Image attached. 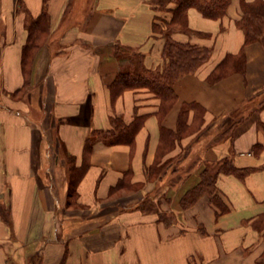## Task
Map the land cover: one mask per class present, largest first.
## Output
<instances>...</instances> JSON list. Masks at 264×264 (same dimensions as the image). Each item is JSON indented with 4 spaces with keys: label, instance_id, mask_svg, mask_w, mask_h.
<instances>
[{
    "label": "crops",
    "instance_id": "0c3cea01",
    "mask_svg": "<svg viewBox=\"0 0 264 264\" xmlns=\"http://www.w3.org/2000/svg\"><path fill=\"white\" fill-rule=\"evenodd\" d=\"M241 1L230 0L220 19L190 7V31L172 33L210 54L174 83L178 100L163 124L175 129L181 103L195 101L206 109V130L176 144L167 158L184 152L190 158L182 156L185 162L158 181L146 170L159 142V99L145 88L111 99L108 84L130 68L131 52L140 53L149 69L162 65L164 39L151 25L169 20L173 4L157 9L150 0H47L49 34L22 91L26 30L44 2L0 0V264H264V149L256 154L252 148L264 141V107L246 110L248 99L264 88V33L243 46L235 23ZM118 47L129 51L118 53ZM242 48L244 74L208 84L220 60ZM135 115L144 120L132 145L93 141L72 201L68 157L79 166L91 131L109 129L111 117L129 123ZM225 157L255 168L243 178L218 176L226 210L218 212L207 194L182 209L178 200L205 164ZM127 171L141 187L111 191ZM157 186L152 199H161L159 206L141 209Z\"/></svg>",
    "mask_w": 264,
    "mask_h": 264
},
{
    "label": "trees",
    "instance_id": "16d2710c",
    "mask_svg": "<svg viewBox=\"0 0 264 264\" xmlns=\"http://www.w3.org/2000/svg\"><path fill=\"white\" fill-rule=\"evenodd\" d=\"M152 5L157 9H163L168 3L173 4L171 9V17L169 20L159 25L158 22H153V32L161 34L164 43L161 50L163 58L162 65L157 69H149L142 64V55L137 52L129 54L130 68L125 71L118 72L114 79L108 84V91L111 99L116 98L124 90H134L138 88L148 89L155 97L159 99V104L156 112L160 135L156 149L155 160L150 167L147 168V177L150 180H158L169 158L167 155L171 150H174L176 144L183 138L191 135L200 134L205 129V111L206 109L199 103L182 102L180 110L176 118L175 129L164 126L163 120L171 108L178 100L177 94L173 85L184 74L196 72V69L208 59L210 49L208 47L191 44L188 42H179L172 38V33L175 31H190L187 23V10L194 7L204 17L211 19H220L226 14L230 0H150ZM41 13L30 18L27 26V38L23 43L21 64L25 80L21 88L24 91L28 87V73L30 72L31 64L34 60V55L44 45L49 34V15L47 12V0H43ZM241 17L235 23L242 30L244 41L243 46L251 42L260 41L264 33V0L245 1L240 4ZM128 50V48H117L118 53ZM245 54L243 48L237 54H227L208 74L206 80L208 84H214L233 73L244 74ZM249 106L246 110L260 109L264 107V88L255 93L254 96L248 99ZM191 113V114H190ZM242 113V112H241ZM238 114V115H241ZM243 114V113H242ZM144 120L143 115H135L129 123H125L121 117H111V127L106 130H93L85 139L83 146L82 161L79 166H76L73 157H68L70 164L68 181L69 195L72 196V201L75 202V191L78 179L82 177L87 166L89 165V153L91 152L93 141L101 139L105 144H133V139L136 132L141 128ZM235 122L227 128V133H230L235 126ZM264 131V125H262ZM264 135V134H263ZM253 151L257 154L264 149V141L257 143L253 147ZM254 167H237L228 158H223L217 162L206 163L201 170L198 181L189 187L180 197L179 204L182 209H186L193 205L199 197L207 194L210 197V202L215 205L219 211L226 210L225 204L219 199L217 179L220 174H233L239 178H243L249 174ZM128 171L118 181L113 190L134 188L136 190L141 185L131 183L129 180ZM136 188V189H135ZM139 207L143 210L155 208L154 202L150 199L142 201ZM156 209V208H155ZM160 220L168 222L166 215L157 213Z\"/></svg>",
    "mask_w": 264,
    "mask_h": 264
},
{
    "label": "rangeland",
    "instance_id": "374dc122",
    "mask_svg": "<svg viewBox=\"0 0 264 264\" xmlns=\"http://www.w3.org/2000/svg\"><path fill=\"white\" fill-rule=\"evenodd\" d=\"M78 2H79V0H78ZM77 5H79V4H77ZM77 5L75 6L74 4L73 5H71V7H77ZM238 115V114H237ZM206 128V127H205ZM206 129H204L203 131H205ZM202 131V132H203ZM188 152H184V154L183 155H181V154H178L177 156H171L169 159H168V161L166 162V165L164 166V168H163V170H162V172H161V174H160V176H158L159 177V179H158V181L159 180H162V181H164V180H166V179H168L169 177H170V174H171V171L173 170V169H175V168H177L179 165H181V163L183 164V162H185V161H182V159H183V157L182 156H184V158H190V155L189 154H187ZM179 168V167H178ZM180 173V172H179ZM174 175V174H173ZM171 176L172 177V179L174 180L176 177L175 176ZM177 175H179V174H177ZM171 179V180H172ZM153 180V179H152ZM141 187V186H140ZM136 189V188H135ZM134 191V188L132 187V188H127V189H125V190H120V192L119 193H126V194H128V193H131V192H133ZM156 193H160V189H159V186H157V187H155V191H154V193L151 195V198H150V202L152 201V202H154V201H156L157 199H155L154 201H153V197L155 196V194ZM152 199V200H151ZM159 202H161V199L160 200H158V202H154V207H156V205L157 206H159Z\"/></svg>",
    "mask_w": 264,
    "mask_h": 264
}]
</instances>
